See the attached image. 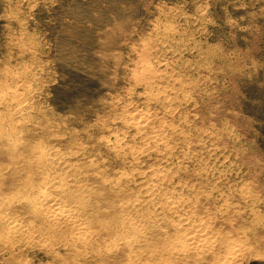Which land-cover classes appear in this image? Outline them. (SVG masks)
<instances>
[{
  "label": "rangeland",
  "instance_id": "obj_1",
  "mask_svg": "<svg viewBox=\"0 0 264 264\" xmlns=\"http://www.w3.org/2000/svg\"><path fill=\"white\" fill-rule=\"evenodd\" d=\"M154 82L169 96L178 133L167 135L172 155L144 159L141 169L162 171L167 195L215 238L207 253L215 256L198 264H264V0H0V98L18 89L0 103V121L15 125L19 150L36 145L60 159L83 152L111 178L130 176L111 143L134 136L122 121L144 109ZM8 157L0 156L2 206L17 190ZM87 187L102 192L96 181ZM18 210L26 225L28 208ZM167 214L147 225L149 246L171 239L175 216ZM35 224L33 235L42 228ZM1 233L0 264H57L47 235L24 244ZM55 249L72 261L73 251ZM183 253L161 260L192 264ZM119 255L105 250L86 264H122Z\"/></svg>",
  "mask_w": 264,
  "mask_h": 264
},
{
  "label": "bare ground",
  "instance_id": "obj_2",
  "mask_svg": "<svg viewBox=\"0 0 264 264\" xmlns=\"http://www.w3.org/2000/svg\"><path fill=\"white\" fill-rule=\"evenodd\" d=\"M149 87L150 91L146 92L144 109L140 107L136 110L134 107L135 113L126 112L131 115L122 121L126 126L132 127L134 136L128 141L116 136L111 143L113 146L110 142H106L113 148L114 161L134 171L130 176L121 173L111 178L107 175L109 172L106 174L107 171L104 169L105 172L96 160L94 162L90 158H84L83 152L79 155L77 153L75 159L69 158L70 156L60 159L59 155L54 156L57 153L53 156L48 155L45 150L42 151L40 146H36V143L35 146L21 143L19 150L17 147L19 140L12 137L15 125L8 120L0 121L1 155H8V159L17 166H14L16 168L13 167L10 173L12 183L17 184L16 193L6 204L0 205V232L4 235L2 240L6 242L15 240V242L25 244V242L30 243L35 236L43 242L42 238L47 235L50 239L45 238V241H49L45 244L46 249L51 251L52 258L57 264H65L59 259L60 256L55 249L57 244L73 251L71 264L78 259L77 257L82 259L80 261L82 264H86L89 255L95 261L105 250L119 252L122 264H164L165 260H171L183 252L182 255H187L192 264H198L197 259H201L213 248L212 246H215V238L212 235L209 236L208 229L202 223H198L196 218L179 204L178 199L180 198L176 201L167 195V189L163 185L165 176L162 171L156 170L149 175V171L141 169L144 161L156 154H159L163 160L166 159L164 156L170 155L175 149L173 142L170 144L168 141L170 137L167 138V135L178 133L175 130L174 121H168L170 111L166 108L169 105V96L158 91L156 82ZM17 90L15 86L8 90L6 95H1L0 103L15 99L18 95ZM149 103L152 106H149ZM173 103L174 101L170 103L171 109L174 108H172ZM160 109L162 111L158 112ZM13 112L16 110L13 109ZM180 135L182 137V134ZM80 158L83 161H80ZM171 158L170 156L169 159ZM89 181H96L104 193H96L89 189L87 187ZM132 184L137 186L136 196L129 188ZM23 206L28 208L27 216L31 219L26 225L15 217L18 215L17 209L19 208L18 211H20ZM162 212L175 216L174 221L170 223L173 233L165 245L152 247L149 246L150 236L147 234L150 231L146 233L147 225L164 220L162 217L161 220H159L160 217L157 220L154 215ZM31 221L36 223L35 230L38 226V228L42 227V230L40 229V232L34 235L30 232L33 228L28 230ZM70 240L73 241L69 243ZM40 243L36 244L41 246ZM155 260L158 262L153 263ZM227 260L226 258L219 260V264H231L230 259ZM168 263L166 261V264Z\"/></svg>",
  "mask_w": 264,
  "mask_h": 264
}]
</instances>
